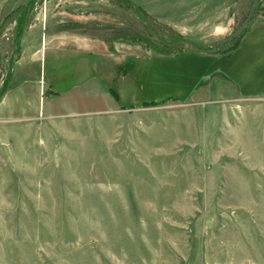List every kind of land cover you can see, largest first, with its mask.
<instances>
[{"label": "rangeland", "instance_id": "374dc122", "mask_svg": "<svg viewBox=\"0 0 264 264\" xmlns=\"http://www.w3.org/2000/svg\"><path fill=\"white\" fill-rule=\"evenodd\" d=\"M0 264H264V0H0Z\"/></svg>", "mask_w": 264, "mask_h": 264}, {"label": "crops", "instance_id": "0c3cea01", "mask_svg": "<svg viewBox=\"0 0 264 264\" xmlns=\"http://www.w3.org/2000/svg\"><path fill=\"white\" fill-rule=\"evenodd\" d=\"M48 24H55L54 27H56L57 22L47 23L45 21L44 22V28L45 29L46 28L48 29ZM42 34L43 35L41 37V40L35 46L36 48L34 50H32V48H31V50H30V51H32V53L34 51L36 52L35 59H32V61H30L31 63L34 62L35 65L38 64V63L39 64L41 63V54H42L43 50L46 51L48 49L49 52H51V54L53 55V57H57V55H59L62 52H64V50H67L68 46L66 44H64V41L66 40V38L69 39V37H67V36H71L70 38L72 40H74V42H72V41L70 42L71 48L73 47L72 50H71L73 52L72 54L91 53V52H93V50L95 48V44L94 43H92V44H89V43L84 44L83 42H80V39L83 40L84 38H89V36L88 37L87 36L86 37L85 36H73V35H68L69 33H66V32H63V31H46V30ZM96 47H97V45H96ZM25 63H26V61L22 62V64H25ZM22 64H19V66H24ZM217 84L220 86V88H222L219 82H217Z\"/></svg>", "mask_w": 264, "mask_h": 264}, {"label": "trees", "instance_id": "16d2710c", "mask_svg": "<svg viewBox=\"0 0 264 264\" xmlns=\"http://www.w3.org/2000/svg\"><path fill=\"white\" fill-rule=\"evenodd\" d=\"M237 45H238V41H237L236 44L233 46V48L230 49V51L233 50V49H235V48L237 47Z\"/></svg>", "mask_w": 264, "mask_h": 264}]
</instances>
